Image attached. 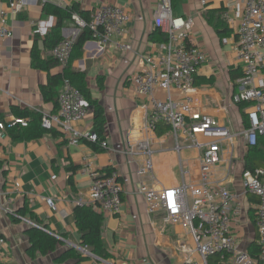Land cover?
Returning <instances> with one entry per match:
<instances>
[{
	"label": "crops",
	"instance_id": "crops-1",
	"mask_svg": "<svg viewBox=\"0 0 264 264\" xmlns=\"http://www.w3.org/2000/svg\"><path fill=\"white\" fill-rule=\"evenodd\" d=\"M9 1L0 0V6L8 12L6 23L12 32L11 38L0 40V113L5 119L14 116L12 108L41 114L51 113L53 109L51 104L44 103L40 93L47 74L31 67L34 40L31 28L47 17L42 13V6L49 3L66 7L77 2L90 15L101 3L118 4L132 18L120 39L131 46L132 52L121 51L113 45L102 50L94 41H89L72 67L86 73L91 97L104 111L108 147L142 138L144 119L138 108L143 100L132 93L128 79L138 72L139 56H160L163 52V41L154 24L159 0H47L28 4L19 14L9 12ZM172 14L190 20L192 29L187 43L203 49L208 57L196 75L193 110L209 115L231 133L240 132L245 127L246 114L245 108L241 111L239 106L232 104L233 86L241 77L240 63L233 51L238 25L233 0H172ZM75 30V22L66 23L63 37ZM39 48L42 49L41 42ZM98 77L103 78L102 90L96 85ZM207 80L211 83H205ZM158 97L163 98V94ZM91 126L89 109L81 127L89 131ZM149 142L154 179L144 177L141 181L155 189L180 185V160L192 172L188 180L195 179L200 152L192 149L177 151L169 130L161 134L157 130L150 133ZM242 144L243 138H238V147ZM83 158L93 160L97 174L115 170L129 179L124 187L120 215L103 214L102 238L109 255L107 259L94 254L95 257L82 256L81 261L62 259V255L71 249L67 241L80 245L74 203L85 198L90 187L89 178L80 173ZM0 161L3 162V170H0V238L4 241L0 245V264H181L184 256L194 250L192 239L179 225L165 224L160 214L147 212L143 197L136 193L139 181L135 175L137 164L120 152L94 151L85 143L69 146L62 142L61 136L47 135L26 142H13L6 136L0 142ZM70 167L77 168L73 175L69 172ZM52 175L57 178L51 180ZM70 176L73 187L67 184ZM47 198L53 199L55 210L47 206ZM25 203L30 212L47 226V231L62 238L53 252L46 255L36 253L34 257L29 255L26 231L30 227L17 217ZM256 203L254 196L242 197V214L232 224L241 250H248L258 240L254 224ZM191 257L201 264L197 254L192 253ZM212 259L215 258L209 260Z\"/></svg>",
	"mask_w": 264,
	"mask_h": 264
},
{
	"label": "built area",
	"instance_id": "built-area-1",
	"mask_svg": "<svg viewBox=\"0 0 264 264\" xmlns=\"http://www.w3.org/2000/svg\"><path fill=\"white\" fill-rule=\"evenodd\" d=\"M46 1L10 0L9 12L19 14L28 4ZM233 2L238 19L233 51L240 63L241 77L234 83L232 104L246 105V126L240 132L231 133L209 115L193 110L196 75L208 57L203 49L187 43L192 29L190 20L173 16L172 0H159L154 24L167 36L161 46L163 52L160 56H139L138 72L128 79L132 93L143 100L138 108L144 119L142 138L132 143L126 140L112 148L106 141L99 142L101 150H115L137 164L135 175L139 181L136 193L143 197L147 212L160 214L165 224L179 225L190 236L194 250L184 256L181 264H199L193 261L192 253L197 254L201 264H208L212 257H217L219 264H264V164L246 170L243 162L248 149L257 147L259 139L264 142V0ZM7 15L8 12L0 6V40L12 37L6 23ZM72 19L76 30L50 52L58 62L60 72L68 66L75 40L86 28L100 49L113 45L121 51L132 52L129 44L120 42L132 19L124 7L101 3L92 10L87 21L77 15ZM53 25L54 17L47 16L32 26L31 33L43 39ZM160 93L163 98L158 97ZM57 102L56 112L42 114L41 126L45 130L59 132L62 142L69 146L98 141L95 133L81 127L88 116L89 106L68 79L62 81ZM29 122L30 118L16 116L5 119L0 123V142L6 137V130L17 126L26 128ZM159 126L168 128L177 151L192 149L200 152L194 180H188L192 172L180 160V185L155 189L141 181L144 177L154 179L149 134ZM238 138H243L241 147L237 145ZM238 156L241 159L238 160ZM80 173L89 178L90 187L88 195L77 200L75 206H87L111 216L120 215L124 187L129 179L115 170L97 174L93 160L89 158L82 159ZM56 178V175L51 176V180ZM247 195L257 199L254 224L259 251L255 258L247 250L239 249L232 227L242 214L241 199ZM45 201L51 210L56 209L53 199ZM17 217L29 227L44 230L29 219ZM3 243L0 238V245ZM66 243L83 257H95L86 246Z\"/></svg>",
	"mask_w": 264,
	"mask_h": 264
},
{
	"label": "trees",
	"instance_id": "trees-1",
	"mask_svg": "<svg viewBox=\"0 0 264 264\" xmlns=\"http://www.w3.org/2000/svg\"><path fill=\"white\" fill-rule=\"evenodd\" d=\"M42 13L46 16L54 17V25L48 32V34L43 39H40L37 36L34 37L33 47L30 53L31 67L35 70L45 72L47 74L46 83L40 86L42 99L44 103H49L52 105L53 109L51 113L56 112L58 108L57 99L60 86L64 78L68 79L71 84L82 93L92 113L91 132L97 135L98 141L95 143L87 142L85 144L94 151H101L99 142L106 140V119L104 111L98 104V102L96 100H93L91 97L90 90L88 88L86 73L76 70L72 67L73 62L81 57L84 44L86 42L92 41L90 31L86 28L79 33L72 48L69 64L62 72H60L58 69V62L50 54L51 50L62 40H64L62 30L64 29L66 23L73 22L72 17L74 15H77L81 19L87 21L89 19V13L83 10L81 8V5L77 2H74L70 6L66 7H58L49 3H45L42 6ZM158 35L161 41H163L164 43L167 39L166 34L158 30ZM40 42L42 43V49L39 48ZM205 83L209 84L211 83V80H207ZM96 85L98 89H103L102 77L97 78ZM239 107L240 110L243 111L246 105L241 104L239 105ZM12 114L16 117L30 118V122L26 128L17 126L5 131V135L13 142L38 140L47 135H50L53 138L60 137L59 132L55 130L48 131L41 126V113L26 109L21 110L12 108ZM4 120L5 116L0 113V123L4 122ZM244 121L246 126V116H244ZM157 131L159 134L165 133L168 131V128L166 126H159L157 128ZM243 162L244 169L246 170H253L255 168L261 167L264 164L263 140L259 139L257 147L248 149L243 157ZM76 169L77 168L75 167L69 168V172L71 173V175L75 173ZM0 170H3L2 161H0ZM4 173L5 172H3V174ZM72 181V176L68 177L67 184L73 187ZM18 214L21 217H25L28 215V219L30 221L44 228L43 230L36 227H30L26 231L29 240V255L31 257H34L36 253L46 255L53 252L61 241L54 235L46 231L47 226L43 225V223L32 212H30L27 203L22 206V208L18 211ZM74 216L75 227L77 230V234L79 235L80 245L86 246L95 256L102 259H107L109 255L106 252L105 242L102 238L103 214L96 212L95 210L87 206H75ZM257 241L255 240L247 250L254 258L257 257L259 251ZM65 258H72L77 260L79 259L80 261L82 260V256L73 249L68 250L62 255V259ZM214 258L215 259L209 260L208 264H219L218 258Z\"/></svg>",
	"mask_w": 264,
	"mask_h": 264
},
{
	"label": "water",
	"instance_id": "water-1",
	"mask_svg": "<svg viewBox=\"0 0 264 264\" xmlns=\"http://www.w3.org/2000/svg\"><path fill=\"white\" fill-rule=\"evenodd\" d=\"M62 35L64 36V32L62 33Z\"/></svg>",
	"mask_w": 264,
	"mask_h": 264
}]
</instances>
